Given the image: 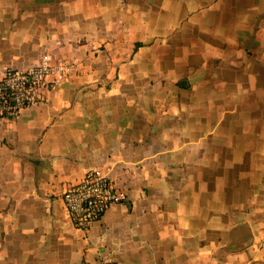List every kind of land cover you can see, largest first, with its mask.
I'll return each instance as SVG.
<instances>
[{
	"label": "crops",
	"instance_id": "1",
	"mask_svg": "<svg viewBox=\"0 0 264 264\" xmlns=\"http://www.w3.org/2000/svg\"><path fill=\"white\" fill-rule=\"evenodd\" d=\"M73 60L0 117V264H264V0H0V71ZM127 197L88 231L63 194Z\"/></svg>",
	"mask_w": 264,
	"mask_h": 264
},
{
	"label": "built area",
	"instance_id": "2",
	"mask_svg": "<svg viewBox=\"0 0 264 264\" xmlns=\"http://www.w3.org/2000/svg\"><path fill=\"white\" fill-rule=\"evenodd\" d=\"M73 60L54 62L43 57L37 64L25 69L6 67L0 71V117L13 118L24 109L45 101L52 84L61 83L73 70ZM123 189L98 169L85 173L83 178L67 186L63 194L66 216L74 227L88 231L94 222L114 204L126 199ZM95 264H118L114 259H101Z\"/></svg>",
	"mask_w": 264,
	"mask_h": 264
}]
</instances>
